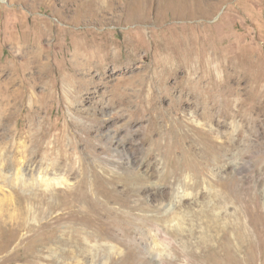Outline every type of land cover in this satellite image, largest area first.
<instances>
[{
  "label": "rangeland",
  "instance_id": "obj_1",
  "mask_svg": "<svg viewBox=\"0 0 264 264\" xmlns=\"http://www.w3.org/2000/svg\"><path fill=\"white\" fill-rule=\"evenodd\" d=\"M0 233V264H264V0H0Z\"/></svg>",
  "mask_w": 264,
  "mask_h": 264
},
{
  "label": "bare ground",
  "instance_id": "obj_2",
  "mask_svg": "<svg viewBox=\"0 0 264 264\" xmlns=\"http://www.w3.org/2000/svg\"><path fill=\"white\" fill-rule=\"evenodd\" d=\"M124 103V102H123ZM7 236V235H6ZM4 237V236H3ZM2 238V236H1V233H0V239ZM5 238V237H4ZM15 239V238H14ZM16 240V239H15ZM9 241H11L12 242V240H10L9 239ZM32 241V240H31ZM88 241V240H87ZM2 243V242H1ZM28 244V243H27ZM7 245H8V242H7ZM29 245H30V243H29ZM9 247V246H8ZM30 247V246H29ZM97 247H99V244H97V245H91V243L90 242H88L87 243V249L88 250H90V252L92 253H95L96 251H97ZM33 248V247H32ZM30 249V248H29ZM29 251V250H28ZM93 253H92V259H95L96 258V255H93ZM32 254V253H31ZM97 254V253H96ZM27 255V254H26Z\"/></svg>",
  "mask_w": 264,
  "mask_h": 264
}]
</instances>
